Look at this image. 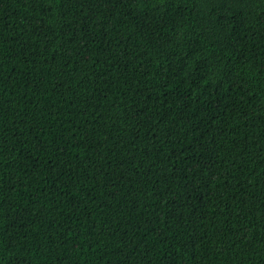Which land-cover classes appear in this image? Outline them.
Masks as SVG:
<instances>
[{
	"label": "trees",
	"instance_id": "obj_1",
	"mask_svg": "<svg viewBox=\"0 0 264 264\" xmlns=\"http://www.w3.org/2000/svg\"><path fill=\"white\" fill-rule=\"evenodd\" d=\"M262 4L0 0V264H264Z\"/></svg>",
	"mask_w": 264,
	"mask_h": 264
},
{
	"label": "bare ground",
	"instance_id": "obj_2",
	"mask_svg": "<svg viewBox=\"0 0 264 264\" xmlns=\"http://www.w3.org/2000/svg\"><path fill=\"white\" fill-rule=\"evenodd\" d=\"M256 1H258V0H256ZM262 3H263V2H262ZM262 5H264V4H262ZM234 19H235V18H234ZM230 20H231V19H230ZM236 20H237V19H236ZM241 21H242V20H241ZM262 21H263V20H262ZM262 21H261V22H262Z\"/></svg>",
	"mask_w": 264,
	"mask_h": 264
}]
</instances>
